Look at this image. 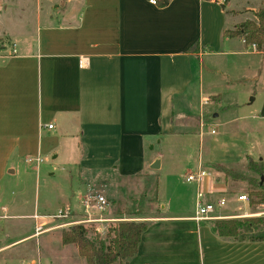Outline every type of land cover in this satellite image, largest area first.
<instances>
[{
  "label": "crops",
  "instance_id": "1",
  "mask_svg": "<svg viewBox=\"0 0 264 264\" xmlns=\"http://www.w3.org/2000/svg\"><path fill=\"white\" fill-rule=\"evenodd\" d=\"M59 2L66 9L60 15L50 13L56 22L44 23L37 14L34 29L24 27L21 31L25 34L16 39L14 47L3 44L0 48V220L21 217L12 213L17 201L11 203L8 197L5 202V197L14 190L23 196L28 175L33 170L39 172L42 162L29 164L27 159L40 157L43 161L51 154L52 160L58 161L60 154L67 155L61 149L65 137L74 138L78 152L76 159L66 156L60 168L69 184L60 197L65 208L59 211H69L70 216L31 215L43 222H35L31 234L0 246V254L23 240L51 232L60 233V246H71L63 245L62 230L86 218L84 210L80 212L71 204L76 193L70 181L77 177L78 191L86 189L87 196L92 193L89 187L100 183L101 193L116 207L101 215L92 211V217L107 220L93 224L98 232L127 221L122 218L128 215L123 203L116 199L112 204V198L121 195L119 181L135 178L138 182L123 188L127 195L129 186L135 189L128 200L129 208L134 209L143 194L138 192L139 181L163 167L157 156L146 155V146L173 134L178 123L197 127L202 143L204 128L213 126L225 113L220 93L224 86L243 85L238 91L241 101L234 106L243 110L242 116L230 118L233 122L243 120V127L232 137L233 143L213 142L211 162L213 146L222 143L232 147L238 160L257 158L264 163V157L259 159L262 152L251 157L245 150L264 132V52L246 46L242 37L245 51L233 50L235 39L225 35L233 29L222 23L238 12L230 6L231 0H171L163 8L150 0ZM53 3V10L60 9L56 0ZM243 54L252 57L245 75L229 77L222 70L225 66L220 68L226 63L221 56ZM217 73L224 74L217 79ZM244 96L245 101L250 100L243 102ZM206 106L212 107L210 112ZM178 114L183 119L178 120ZM200 165L201 160L198 168ZM207 173L214 175L198 185V190H203L209 201L227 199V208L230 200L222 192V182L213 171ZM242 194L248 195L240 193L236 202L249 204L238 201ZM225 209L217 215L235 217L223 215ZM180 211L165 214L159 206L153 217L145 219L150 226L129 264H264V242L220 237L211 225L215 220L198 223L191 219L194 212L185 215ZM51 218L54 220L49 221ZM38 226L42 232L36 236ZM37 260H43L39 251Z\"/></svg>",
  "mask_w": 264,
  "mask_h": 264
},
{
  "label": "rangeland",
  "instance_id": "2",
  "mask_svg": "<svg viewBox=\"0 0 264 264\" xmlns=\"http://www.w3.org/2000/svg\"><path fill=\"white\" fill-rule=\"evenodd\" d=\"M54 1L55 0H0V48L3 44L10 49L14 47L13 44L16 43V39L25 34V32L21 31L24 27H26L28 31L34 29L37 14L42 17L44 23L56 22L58 19L55 18V16L50 18V13L60 15L63 14L62 12H64L66 8L63 7L59 0H56V3L61 5V7L60 9L53 10L52 8L55 5L53 3ZM217 3L218 2H215L214 4L217 5ZM230 6L233 9L238 10V12H236V16L234 17L231 16L225 18L222 23L225 28L233 29L232 31H234L242 22L246 20H254L255 12L264 10V0H231ZM51 10L53 11L51 12ZM57 17L59 19L62 18L61 16ZM232 24L236 25L233 27ZM232 38L235 39L233 43L237 46L236 49L233 48V50L245 51L243 47H241L242 44L240 37L235 36ZM223 45L224 47L227 46L224 43ZM221 58H226V63H223L220 68L225 66L222 70H224V73L228 72L230 77L244 76L246 73L245 68L249 59L252 57L243 54L241 56H221ZM233 64H237L238 67H233ZM222 74L217 73L215 78H222ZM242 87L243 85L236 84L229 89H226V86L221 89L222 91H220V93H222V96L224 97L221 107H226L225 113L217 119V122L213 126H206L204 128L202 143L199 135H197L195 131L197 130V127L193 126L194 128L191 127L190 129V127L182 126L178 123L176 131L173 134L164 136L160 142L157 140L154 145L146 146V155L157 156L159 160H162L163 167L156 173L149 170L150 172L147 173L148 176H145L144 181H139L140 188L138 189V192L141 191L143 193V201L139 208L137 207L138 205H133L134 209L129 208L128 206V200H131L135 193V189L129 186V195L123 190V188H127L132 181H134L133 184L136 186L138 183L135 181L136 179H124V181H119V183L121 182V187L119 186L121 195H119V198L113 197L112 204L114 201L117 202L116 199H118L120 203H123L122 206L127 210L126 214L128 215L122 216V218L128 219L127 221L147 222L148 220L145 219L153 217L158 212L159 206L161 208L164 207L165 214H169V211L177 212L181 210V214L191 215L194 212L198 184L196 182L187 183L185 177L188 173L196 172L200 160L202 168L206 170V172L213 171L216 174L215 176L218 181L222 182V192L226 198L230 200L223 215L239 216L247 213L252 215L260 214L251 217L264 216V206L250 207L249 204L244 205L236 202L237 195L240 193L248 194L251 190V185L246 180L229 177L225 172V170L228 169L241 173L245 175L246 178L259 177L256 173H253L248 169L249 161L247 159L243 161V158L238 160L239 156H237V153L234 154V152H232V147L230 145H227L229 148L226 146L223 147L222 143H215L213 146V162H211L210 157L212 144L215 140L225 141L229 144L233 143L235 139L232 137L238 134L243 127V120L238 122L230 121L231 117L242 116L243 110L234 107L241 101L238 91L239 89H242ZM245 97L246 96L243 97V102L247 100ZM211 109L212 107L206 106L207 112H210ZM196 110L198 113L200 110L199 104L197 105ZM177 119L181 120L183 119V116L178 114ZM212 130H215L216 133L212 134ZM75 144L76 142L74 141V138L65 137L61 149L62 151L67 152V155L60 154L58 161H53L52 156L54 155L51 154L44 158L39 172L37 173L33 170V173L28 175V185L23 196L19 194V191L17 192L14 190L13 193L5 197V202L8 197L11 200V203H13V200L17 201V205L14 207V210H12V213L20 215L21 217L16 219L2 218L0 220V246L11 244L34 232L35 222L42 223L43 220L38 222L37 217L35 219L34 217H31V215H43L48 213L51 215H57L59 209L65 208V204L62 203L60 197L62 191H64L63 188H65L69 182L67 183V181L63 179V173L60 168L64 163L66 156L70 160L77 158L78 152ZM245 150L251 157L262 152V156L259 157V159H262L264 157V132L261 133L260 138L258 137V141L256 139L255 141H250L248 145L245 146ZM200 155L202 159H200ZM251 161L255 164L259 163L257 158H253ZM262 161H264V159ZM53 173L54 175H52ZM212 175L214 174H210L209 177ZM77 178L70 181L72 189L76 193V196L72 198L71 204L82 212L84 209L80 201L81 198L87 194V190H77L80 187L78 186ZM85 182L88 183V181H84V183ZM91 184H93V182L90 183V185ZM89 188H91L92 192L101 193L100 183L93 184ZM103 195H105L108 202H110L108 198L109 196L107 194ZM138 196L137 193L133 197L136 199L135 204L139 201ZM212 199L213 198L210 200ZM24 200L26 201V204H18V202ZM156 201L159 202L157 203ZM110 207L116 209L114 204L110 206L109 203L108 209H111ZM137 209L141 210L142 214L136 213ZM0 214L3 215L2 212H0ZM52 220H54V218H51L49 221ZM85 225L89 228V237L92 239L95 238V232L101 237H104L107 233V229L98 232L95 228L96 226L93 224ZM60 244L59 232H51L50 234L41 235L39 238L23 240L18 244L6 248L0 254V264H26L32 259H38V251L41 252L43 264L86 263L85 260L79 256L75 245L63 248ZM48 258H50V260Z\"/></svg>",
  "mask_w": 264,
  "mask_h": 264
},
{
  "label": "trees",
  "instance_id": "3",
  "mask_svg": "<svg viewBox=\"0 0 264 264\" xmlns=\"http://www.w3.org/2000/svg\"><path fill=\"white\" fill-rule=\"evenodd\" d=\"M157 6L166 7L171 0H155ZM211 1V0H202ZM254 20L242 22L234 31H226L229 37L239 36L246 46L255 45L264 52V10L254 13ZM248 169L259 177L246 178L245 175L226 169V175L246 180L251 185L248 193L250 207L264 206V163L249 162ZM143 196L138 203L141 206ZM142 214L141 210L136 211ZM213 231L220 237L241 242H264V216L236 219H219L211 223ZM150 223L137 221H119L111 224L104 237L95 232V238L89 237V228L75 224L62 230V243L75 245L78 254L86 264H129L138 253L143 234Z\"/></svg>",
  "mask_w": 264,
  "mask_h": 264
},
{
  "label": "built area",
  "instance_id": "4",
  "mask_svg": "<svg viewBox=\"0 0 264 264\" xmlns=\"http://www.w3.org/2000/svg\"><path fill=\"white\" fill-rule=\"evenodd\" d=\"M152 4H156L155 0H150ZM244 42V40H243ZM245 43V42H244ZM251 48L256 49L255 45L250 46ZM13 53H16V50H13ZM81 65L84 66V61H81ZM49 128H53L52 125L49 126ZM213 133H215L213 131ZM27 163L31 164L34 162L40 163L42 162L40 157L34 158H28ZM209 177V174L202 169L201 165L199 166L198 170L194 173H188V175L185 177V181L187 183L196 182L198 185H201L207 178ZM239 202H245L248 203L249 196L246 194H242L238 197ZM82 205L84 207V211L86 213V218L81 221H76L75 223L70 224H96V223H103L107 220H102L101 218H94L92 217V211L95 210L99 215L105 213L109 207V203L107 198L100 192H92L85 196L82 201ZM227 206V199L225 198H219L216 201H209L206 199V193L203 190H198L196 194L195 199V207H194V213L192 216V220L196 221L198 223L204 222V221H212V220H218V219H224L226 217L224 216H218L217 212L219 210L225 209ZM70 216L69 211H59L56 218H68ZM246 215H239L235 216L233 218H244ZM42 232V228L38 226L36 229V236H38ZM26 264H43L40 260H32L27 262Z\"/></svg>",
  "mask_w": 264,
  "mask_h": 264
}]
</instances>
